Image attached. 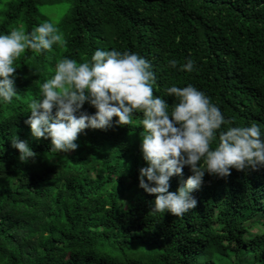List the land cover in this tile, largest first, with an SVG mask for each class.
Masks as SVG:
<instances>
[{
	"label": "trees",
	"instance_id": "1",
	"mask_svg": "<svg viewBox=\"0 0 264 264\" xmlns=\"http://www.w3.org/2000/svg\"><path fill=\"white\" fill-rule=\"evenodd\" d=\"M48 19L65 44L26 50L14 62L17 94L0 103V264H264V167L205 172L194 209L157 213L138 186L141 112L129 125L85 128L68 152L24 123L58 60L116 49L149 61L153 95L169 108L177 99L166 88L191 84L228 121L221 130L264 131V0H0V33ZM188 58L191 72L180 68ZM82 110L95 112L87 102ZM15 137L35 155L21 161ZM191 174L185 166L169 191Z\"/></svg>",
	"mask_w": 264,
	"mask_h": 264
},
{
	"label": "clouds",
	"instance_id": "2",
	"mask_svg": "<svg viewBox=\"0 0 264 264\" xmlns=\"http://www.w3.org/2000/svg\"><path fill=\"white\" fill-rule=\"evenodd\" d=\"M65 44L54 21L48 19L31 31L14 27L0 33V103H10L16 96L14 62L26 50L49 54ZM193 60L180 65L193 70ZM175 68L177 61L169 60ZM154 73L143 56L116 49H96L88 61L77 62L64 57L55 64L51 78L40 84L39 99L28 105L27 119L33 138H50L59 152L75 150L78 133L85 128L106 129L112 123L129 125L135 112H141L140 151L146 167L139 169L138 186L154 194L152 211L181 216L194 209L192 195L202 184L205 172L226 177L230 169L256 170L264 167V131L257 124L231 126L220 109L191 84L172 85L167 95L177 102L169 108L165 99L153 95ZM95 108L89 114L85 103ZM116 117L113 122L112 118ZM215 141L216 146L210 148ZM25 161L35 154L24 140H11ZM188 166L190 172L175 191H169V180ZM146 178V179H145ZM147 181V182H146Z\"/></svg>",
	"mask_w": 264,
	"mask_h": 264
}]
</instances>
